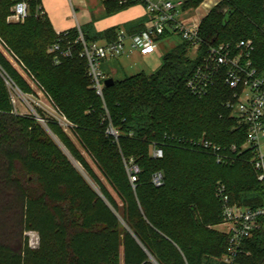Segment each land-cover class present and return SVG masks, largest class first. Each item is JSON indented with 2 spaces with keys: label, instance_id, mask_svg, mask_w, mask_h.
<instances>
[{
  "label": "trees",
  "instance_id": "16d2710c",
  "mask_svg": "<svg viewBox=\"0 0 264 264\" xmlns=\"http://www.w3.org/2000/svg\"><path fill=\"white\" fill-rule=\"evenodd\" d=\"M22 1L0 0V38L73 125L110 189L56 122H48L50 130L98 190L34 116L14 115L4 77L23 84L26 94L32 89L0 50V264H223L214 257V252L224 256L229 239L215 230L223 222L221 204L215 194L206 204L214 182L226 186L233 204L264 205L253 154L242 149L247 129L223 105L230 95L223 80L203 99L194 97L187 82L199 60L192 59L183 41L154 74L115 80L101 98L79 55L54 63L49 49L59 37L42 16V0H25L24 23L8 21ZM203 1L189 0L184 9H197ZM104 5L113 14L136 4L108 0ZM66 33L78 36L77 29ZM83 34L89 42L116 38V30ZM200 37L206 45L253 40L254 63L264 71V0H222L202 21ZM59 73L66 78L55 80ZM38 115L46 121L41 111ZM7 126L13 132L17 128L23 139L12 138ZM175 139H206L223 149L236 146L238 152H230L232 164L220 166ZM156 146L163 148L162 159L152 157ZM131 159L140 169L135 184L126 168ZM159 172L162 187L153 184ZM26 233L38 235L37 247L30 246ZM237 262L264 264L263 220L243 243Z\"/></svg>",
  "mask_w": 264,
  "mask_h": 264
},
{
  "label": "built area",
  "instance_id": "2783aa9c",
  "mask_svg": "<svg viewBox=\"0 0 264 264\" xmlns=\"http://www.w3.org/2000/svg\"><path fill=\"white\" fill-rule=\"evenodd\" d=\"M130 3L141 5L145 9L146 21L139 33L129 36L121 29L114 40L104 44L87 41L80 29L75 39L70 38L66 32L57 33L58 41L49 49V52L55 55L54 63L60 65L65 60L79 55L86 62L92 88L103 98L107 80L102 69L103 63L124 55L128 41H130V52H138L147 57L156 53L159 41L172 35H179L190 45L192 59L199 60L187 82V88L194 97L203 99L218 81L223 80L230 94L223 105L230 111L231 117L238 125L247 129V141L242 149L253 154L251 164L264 191V71H260L254 63L253 40H242L235 44L206 45L204 43L200 37L202 21L220 4V0H207L202 3L199 7L203 6L208 10L207 14L204 17L193 16L189 20L181 18L184 11L183 1L120 0V5ZM28 16L29 5L23 0L14 6L8 21L24 23ZM203 46L206 48L203 49ZM64 120L68 123L67 126L73 127L66 118ZM109 133L118 137V133L113 128ZM175 140L184 149L212 156L220 166L232 164L234 157L230 152H238L236 146L223 149L206 139ZM152 157L162 159L163 148L156 146L152 150ZM126 168L131 183L135 184L140 169L134 159L126 162ZM153 184L156 187L164 185L162 173L154 175ZM216 197L222 208L223 222L219 226L226 227L227 230L223 233L229 237L221 263L239 264L237 260L242 254L243 243L253 237L260 222L264 221V205L257 209H249L233 204L226 186L221 183L217 187Z\"/></svg>",
  "mask_w": 264,
  "mask_h": 264
},
{
  "label": "rangeland",
  "instance_id": "374dc122",
  "mask_svg": "<svg viewBox=\"0 0 264 264\" xmlns=\"http://www.w3.org/2000/svg\"><path fill=\"white\" fill-rule=\"evenodd\" d=\"M206 1L207 0H204L203 3ZM221 1L222 0H220V3H221ZM207 12H208V10H206L203 6H201L197 10H195L194 12L192 11L190 13V15L204 17L207 14ZM182 42H183V40L179 35H172V36H169L167 38L162 39L161 41H159V44L157 45V51L155 54L144 57L141 54L136 53V56H134L132 60H129V61L125 60L127 63V66H129V67L132 66L131 70H127V71L121 70L119 67V65H120L119 61H121V60L124 61L121 57H123L125 55H122L121 57H119L117 59L107 60L104 62V67H105V70L107 71V72L105 71V73L109 72L110 67L118 68L119 72L116 76H114V79L116 81H123L128 77H131V76H134V75H137L140 73H145L147 75L154 74L162 66L163 57L167 53L172 51L174 48H176L177 46L182 44ZM0 50H2L4 52V54L7 56V58L11 61V64L16 69L18 76L20 78H22V83H27L32 89L31 94H26L22 91V85L23 84L21 86L20 85L18 86L13 81H10L6 77H4V81H5L6 86L8 88V91H9V94L11 97V101L13 104L14 115L19 116V117H21V116L22 117L23 116H34L38 120L40 125L52 136V138L55 140V142L62 148V150L66 153V155L72 160V162L74 163L77 170L81 174H83L86 177V179L98 190V187L90 179L88 174L84 171L83 167L80 164L76 163L72 159L71 155L64 148V146L61 144L59 139L50 130V128L48 126V122H52V121L56 122L58 128H60L64 132V134L68 137V139H70V141H72L76 145L78 151L84 156V158L88 162L92 171L95 172L97 174V176L103 181V183H105L108 186L107 182L105 181V179L103 178V176L101 174V171L99 170L97 165L95 163H93L91 156L87 152H85V150L83 149V147L81 146V144L77 140L76 133L72 130V127L67 126L68 123L65 122V120H64V118H66L64 116V114L55 105L53 100L46 95L45 90L41 87L40 84H38L36 82L35 77L30 72V70L25 66V64L23 62H21L20 60L19 61L15 60V58L11 55L10 51L6 48L4 42L1 40V38H0ZM123 64H124V62H123ZM60 78H66V73H59V74H57V76L54 77L55 80H58ZM38 111H41V113H43L45 115L46 121H44L43 119H40V117L38 115ZM12 127H14V126H11L10 128H12ZM6 130H7V132H10L12 138L16 137L19 139H21V138L23 139V136H19L20 132L17 131L18 130L17 128H16V131L13 132V131H9L8 126H7ZM17 133L19 135H17ZM263 144H264V141H263ZM263 147H264V145H263ZM220 183H221V181H215L214 182L213 190L210 191L211 193L208 196L206 204H209L211 197H213V198L216 197V196L214 197V194L216 195L217 187ZM108 188H109V186H108ZM207 207L209 208V206H205V208H207ZM205 212H207V211L201 210V213H205ZM218 230H219V232L220 231L225 232L227 229L225 226H218ZM24 236L28 237L30 246H32L34 248L38 246L39 238H38V235L36 233H26V234H24ZM214 255H215L214 257L218 261H221V259H222L221 255L216 254V252H214Z\"/></svg>",
  "mask_w": 264,
  "mask_h": 264
},
{
  "label": "crops",
  "instance_id": "0c3cea01",
  "mask_svg": "<svg viewBox=\"0 0 264 264\" xmlns=\"http://www.w3.org/2000/svg\"><path fill=\"white\" fill-rule=\"evenodd\" d=\"M106 1L108 0H42V16L50 21L56 34L80 29L82 32H87L89 35L93 36L108 30H116L117 34L119 30L123 29L129 36H133L141 31L137 30L135 27H128V25L135 26L142 24L144 27L146 13L143 6L135 5L120 12L108 14L104 5ZM172 1H183L185 4V2L189 0ZM195 10L196 9H184L181 18L189 20L193 17L190 13ZM92 42L104 44L110 42V40L102 39ZM136 53L138 52H130V41H128L127 51L124 54L125 56L121 57L124 61H119L121 70H131L132 66H127L126 61L132 60L133 57L136 56ZM102 69L105 73L104 63ZM118 72V68L110 67L109 72L105 73V75L107 78L114 79V76H116ZM215 229L218 230V226L215 227ZM220 232L223 233L224 231Z\"/></svg>",
  "mask_w": 264,
  "mask_h": 264
},
{
  "label": "water",
  "instance_id": "95a60500",
  "mask_svg": "<svg viewBox=\"0 0 264 264\" xmlns=\"http://www.w3.org/2000/svg\"><path fill=\"white\" fill-rule=\"evenodd\" d=\"M114 84L115 80L113 78H109L105 81L106 88H111L112 86H114Z\"/></svg>",
  "mask_w": 264,
  "mask_h": 264
}]
</instances>
